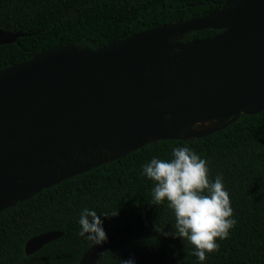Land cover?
Listing matches in <instances>:
<instances>
[{"label":"water","instance_id":"water-1","mask_svg":"<svg viewBox=\"0 0 264 264\" xmlns=\"http://www.w3.org/2000/svg\"><path fill=\"white\" fill-rule=\"evenodd\" d=\"M206 28L219 31L184 37ZM23 35L0 28V44ZM262 109L264 0H225L97 48L40 50L0 69V211L146 143L202 137ZM209 120L220 121L200 127ZM128 227L94 243L78 264H97ZM61 234L28 238L25 253Z\"/></svg>","mask_w":264,"mask_h":264},{"label":"trees","instance_id":"trees-1","mask_svg":"<svg viewBox=\"0 0 264 264\" xmlns=\"http://www.w3.org/2000/svg\"><path fill=\"white\" fill-rule=\"evenodd\" d=\"M225 0H0V28L23 36L0 44V69L34 53L75 43L97 48L161 23L219 9ZM201 3V4H198ZM219 30H193L187 38ZM174 146H188L205 158L209 178L222 174L235 225L203 264H264V109L241 114L226 127L202 137L146 143L114 160L43 188L0 211V264H78L94 243L78 234L83 207L99 212L107 235L124 225L97 264H119L132 256L136 264H201L186 238L155 233L154 224L172 231L174 211L165 200H152L154 181L141 165L152 156L171 158ZM49 230L62 234L26 254L28 238Z\"/></svg>","mask_w":264,"mask_h":264},{"label":"clouds","instance_id":"clouds-1","mask_svg":"<svg viewBox=\"0 0 264 264\" xmlns=\"http://www.w3.org/2000/svg\"><path fill=\"white\" fill-rule=\"evenodd\" d=\"M141 168L143 174L155 182L151 189L152 200L156 203L166 200L175 214L174 230L164 231L155 223V233L186 238L194 245V255L203 264L206 253L218 249L216 238H227L229 229L236 223L222 174L209 178L206 159L188 146H174L171 158L154 155ZM118 212L119 209L106 210L98 215L94 208L83 207L78 217V234L97 243L106 240L102 217L116 216ZM119 264H136V261L129 256L120 259Z\"/></svg>","mask_w":264,"mask_h":264},{"label":"bare ground","instance_id":"bare-ground-1","mask_svg":"<svg viewBox=\"0 0 264 264\" xmlns=\"http://www.w3.org/2000/svg\"><path fill=\"white\" fill-rule=\"evenodd\" d=\"M220 120H209V121H204V122H201L199 125L200 127H204V126H207V125H212L213 123H216V122H219ZM120 148H117L115 150H119ZM110 151H113V150H110ZM107 153V152H106Z\"/></svg>","mask_w":264,"mask_h":264}]
</instances>
